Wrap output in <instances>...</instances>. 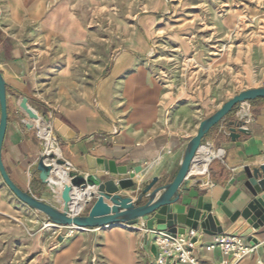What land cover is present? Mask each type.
Returning a JSON list of instances; mask_svg holds the SVG:
<instances>
[{"label":"crops","instance_id":"crops-1","mask_svg":"<svg viewBox=\"0 0 264 264\" xmlns=\"http://www.w3.org/2000/svg\"><path fill=\"white\" fill-rule=\"evenodd\" d=\"M149 4L146 8L164 12L169 2ZM104 5L105 0H0V72L8 98L3 164L15 184L59 211L65 209L62 185L69 174L88 176L90 164L108 170L113 162L134 173L136 188L121 192L124 197L135 199L142 184L155 177L162 179L159 186L171 183L200 124L235 97L221 95L223 58L202 55L201 49L180 40L171 23L155 16L144 17L139 32L113 13L114 27L102 33L112 39H94L100 34L97 24L106 18ZM63 24L75 41L65 42ZM159 38L165 42H154ZM257 88H264V79L246 90ZM28 106L39 113L38 119ZM240 118L249 134L232 142L222 129ZM42 157L47 164L64 163L49 185L34 174ZM263 164L264 99H259L242 104L209 133L191 165L193 188L173 206L174 214L185 216L201 198L202 205L211 206L219 234L254 243L248 257L228 264H264V223L250 224L241 215L252 201L250 171ZM106 173L103 181L118 183ZM202 185L208 189L200 191ZM86 199L81 216L98 211L97 199ZM202 214V219L208 215ZM199 224L197 230L203 232ZM155 227L149 230L140 220L73 229L67 237L72 228L57 230L17 199L0 173V260L157 264ZM202 237L197 264H223L220 251L207 250L214 236L203 232Z\"/></svg>","mask_w":264,"mask_h":264},{"label":"water","instance_id":"water-1","mask_svg":"<svg viewBox=\"0 0 264 264\" xmlns=\"http://www.w3.org/2000/svg\"><path fill=\"white\" fill-rule=\"evenodd\" d=\"M259 99H264V88L243 91L226 102L216 113L205 119L200 124L197 135L189 142L183 162L171 183L159 186L162 179L155 177L142 184V188L135 199L124 197L121 192L136 188L134 173H129L126 167H115L113 162L109 164L108 170L105 167L100 170L90 164L88 176L77 173L69 174V181L62 185L65 209L59 211L20 188L9 177L5 169L2 149L8 126V98L7 83L0 72V173L17 199L57 226L98 229L121 223L135 225L142 220L149 230H153L154 224H156L155 230L157 232L182 235L185 233L186 227L197 229V223L200 222L199 226L203 232L215 236L221 233V230L216 219L211 215V206L202 205L201 198L197 209L189 210L185 216L174 214L173 206L181 200L183 193H190L193 188V180L189 177L191 165L206 142L209 133L225 122L242 104L255 102ZM27 110L35 119L39 118V113L32 107L28 106ZM224 128L226 135L232 142H237L242 135L249 134L244 122L240 120L230 121L224 125ZM48 158L54 160L53 156ZM46 159L47 157L40 159L34 174H39V180L42 184L49 185L54 178L56 167L64 163L57 160L53 164H47ZM106 172H109L111 179L117 180L118 183L103 181ZM250 172L247 188L250 190L252 201L241 215L250 224H262L264 223V164L253 167ZM207 189L208 187L204 185L199 187L200 191ZM75 194L86 197L87 203L91 199H97L98 211L89 216H81L80 213H75L73 210L77 201ZM202 211L208 213L203 219ZM202 240L203 237H199V246H201Z\"/></svg>","mask_w":264,"mask_h":264},{"label":"rangeland","instance_id":"rangeland-1","mask_svg":"<svg viewBox=\"0 0 264 264\" xmlns=\"http://www.w3.org/2000/svg\"><path fill=\"white\" fill-rule=\"evenodd\" d=\"M152 1L154 0H105L106 18L97 24L100 34L93 38L112 39V36L102 33H108L114 27L116 21L111 18L113 13L127 27L137 28L139 32H142L140 21L144 17L155 16L161 23H171L181 34L180 40L201 49L202 55L223 58V64L227 68L224 67L223 76L220 74L218 78L223 81V98L236 96L248 87L262 84L264 0H166L169 4L164 12L146 8ZM58 15H61L60 11L57 18ZM144 27L150 34V27ZM60 28L65 42L76 40L69 26L63 24ZM154 42L162 43L165 39L159 38ZM59 227L57 226V230L61 229ZM71 235L70 232L67 237ZM0 264L17 263L5 259L0 260Z\"/></svg>","mask_w":264,"mask_h":264},{"label":"built area","instance_id":"built-area-1","mask_svg":"<svg viewBox=\"0 0 264 264\" xmlns=\"http://www.w3.org/2000/svg\"><path fill=\"white\" fill-rule=\"evenodd\" d=\"M239 120L243 121L242 118ZM222 131L226 134L225 128ZM71 233H73V229ZM156 233L157 264H197L196 250L200 247L198 239L202 237L203 232L188 228L182 235L157 231ZM254 248L255 245L251 240L218 234L213 237L207 250L210 252L220 251L223 256V264H228L229 261L239 262L248 257Z\"/></svg>","mask_w":264,"mask_h":264},{"label":"bare ground","instance_id":"bare-ground-1","mask_svg":"<svg viewBox=\"0 0 264 264\" xmlns=\"http://www.w3.org/2000/svg\"><path fill=\"white\" fill-rule=\"evenodd\" d=\"M77 196L76 206L73 208L75 213H80V211L83 209V196L81 194H75ZM78 231H83V228H75Z\"/></svg>","mask_w":264,"mask_h":264}]
</instances>
